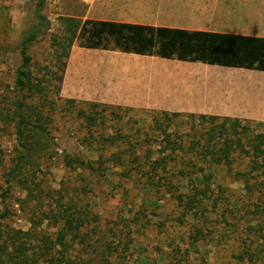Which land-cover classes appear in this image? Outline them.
Instances as JSON below:
<instances>
[{
  "label": "rangeland",
  "instance_id": "1",
  "mask_svg": "<svg viewBox=\"0 0 264 264\" xmlns=\"http://www.w3.org/2000/svg\"><path fill=\"white\" fill-rule=\"evenodd\" d=\"M147 1L151 5L144 11L145 15L163 23L182 20L188 24V18L169 8L177 7L176 3L180 4L183 0ZM214 2L220 6H235L240 16L253 18L264 15V0ZM37 8V0H0V213L8 209L7 217L2 219L3 225L47 233L55 238L63 221L60 224H54L52 219L43 222L42 211L49 210L51 205L55 212L57 203L68 209L72 203L70 211L76 217L86 216L87 222L80 232L84 239H67V264H251L248 259L242 260L239 256L245 245L256 247L264 241V228L260 232L264 227V195L249 193L242 182L243 177L237 174L238 171H249L248 157L241 155L232 167L204 163L200 157L186 154L184 163H179L175 171L183 165L188 167L187 173L193 170L190 173L193 175L202 166L203 171L197 178L206 176L207 179L205 184L199 182L205 190L202 206L185 212L170 190H158V185L146 186V177L138 176L136 171L128 175L122 167L113 166L112 162L109 164L114 168L113 173L107 176L96 177L67 168L63 160L65 152L87 158H96V154L88 151L79 140V134L84 133L83 129L87 127L80 118L66 110L64 104L58 106L63 110L51 126L57 149L55 157H44L40 169L36 171L35 180L45 191L43 196L46 198L42 204L36 199H29V192L21 186H14L3 194L8 188L6 172L15 163L17 155L15 128L11 116L6 115L15 95L16 71L22 63L20 43L37 21ZM120 10L119 5H109L106 1L46 0L42 12L48 17V29L30 49L36 80H42L44 85H48V80L60 83V95L66 97L67 91H63L65 71L60 80L52 74L60 70L63 60L68 61V58L59 55L63 48L55 45V39L64 33L62 18L72 16L84 20L105 15L107 12L103 11L113 13ZM225 24L234 26L229 20ZM75 45L79 46L78 42ZM234 73L229 70V75L234 76ZM48 87L51 89L49 96L55 97L53 91L57 86L50 84ZM228 104L237 105L233 102ZM121 113L125 114L122 121L114 119L107 124L99 123L95 129H151L153 118L148 109L131 108ZM176 121L171 129H209V124L200 120L198 115L178 117ZM242 127L264 133V124L248 119L243 120ZM190 138L186 136L187 145ZM154 145L160 147L156 143ZM140 152L143 153L142 150ZM259 161L264 163V159ZM171 176L177 181L174 174ZM256 178L264 181V167L256 172ZM47 191L50 196L46 195ZM256 205H259L258 211L249 212ZM40 220L36 227L34 221ZM191 233L200 238L192 240ZM56 249L62 248L58 246ZM259 256L258 263L264 264V251Z\"/></svg>",
  "mask_w": 264,
  "mask_h": 264
},
{
  "label": "trees",
  "instance_id": "2",
  "mask_svg": "<svg viewBox=\"0 0 264 264\" xmlns=\"http://www.w3.org/2000/svg\"><path fill=\"white\" fill-rule=\"evenodd\" d=\"M45 4L46 0H37V21L20 43L22 63L16 71L15 95L9 114L6 115L11 116L15 128L17 155L15 163L6 172L8 188L4 195L14 186H21L29 192V199H36L42 204L46 198L43 196L45 191L36 182L35 176L40 169L41 160L44 157L54 158L57 152L51 126L63 110L58 107L60 104L67 106L66 110L83 121L87 129L79 134V140L88 151L96 154V158H87L65 152L63 160L67 168L81 170L96 177L113 173L115 165L122 167L128 175L136 171L138 176L146 177V186L158 185V190H170L185 212H192L202 206L205 190L199 182L205 184L207 178H197L203 171L202 166L193 175H190L193 170L187 173V166L183 165L178 166L175 171L179 163H184L185 155L200 157L204 163L232 167L244 155L250 160V169L248 172L238 171L237 174L243 177L242 182L249 193L260 192L264 195V181L260 182L256 178V172L264 167V163L259 161L264 159V133H256L250 127L243 128L244 119L198 115L200 120L209 124V129H171L178 122L176 118L197 115L148 110L153 118L151 129H95L99 123L107 124L114 119L122 121L125 114L121 111L131 108L62 97L60 83L48 80V85L57 86L56 91H53L56 96L50 97L51 89L48 85H44L42 80H36L30 52L34 42L48 29V17L42 12ZM62 26L64 33L55 39V45L63 48L59 55L66 59L72 46L78 42L84 48L264 70L262 36L90 18L81 20L72 16L63 17ZM66 65L67 60H63L60 70L52 73L53 77L57 76L60 80ZM186 136L191 137L188 145L185 143ZM171 174L177 177V181L172 180ZM250 174L251 177H246ZM46 195L50 196V192L47 191ZM69 207L64 209L57 203L55 212L51 205L49 210L42 211L43 222L52 219L54 224H60L63 221L55 238L30 229L25 231L4 226L2 219L7 217L8 209L1 212L0 264H67V239H84L80 232L87 222L86 216L76 217L70 211L72 203ZM257 208L259 205L250 208L249 212H257ZM41 220L34 221L36 227ZM263 228L262 226L260 232ZM190 236L194 241L200 238L193 233ZM58 246L62 249L57 250ZM262 251L264 241L256 247L247 244L239 258L248 259L251 264H259V254Z\"/></svg>",
  "mask_w": 264,
  "mask_h": 264
},
{
  "label": "crops",
  "instance_id": "3",
  "mask_svg": "<svg viewBox=\"0 0 264 264\" xmlns=\"http://www.w3.org/2000/svg\"><path fill=\"white\" fill-rule=\"evenodd\" d=\"M92 1L115 3L121 10L103 11L107 13L90 19L264 37L263 14L253 18L240 16L235 6H220L214 0H183L176 3L177 7H169L188 18V24L182 20L163 23L145 15L144 11L151 5L147 0ZM227 20L233 21L234 26L225 24ZM229 70L235 71V75H229ZM64 90L67 91L65 98L82 101L133 109L238 117L264 124V70L84 48L74 44L65 68ZM230 102L237 105L228 104Z\"/></svg>",
  "mask_w": 264,
  "mask_h": 264
}]
</instances>
